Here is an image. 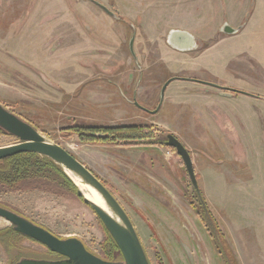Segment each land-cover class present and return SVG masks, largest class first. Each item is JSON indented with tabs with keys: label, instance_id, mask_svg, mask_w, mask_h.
<instances>
[{
	"label": "rangeland",
	"instance_id": "374dc122",
	"mask_svg": "<svg viewBox=\"0 0 264 264\" xmlns=\"http://www.w3.org/2000/svg\"><path fill=\"white\" fill-rule=\"evenodd\" d=\"M95 1L103 7L0 0V103L111 186L150 264H264V0ZM172 30L190 33L194 48L171 47ZM172 77L156 113L134 104L154 110ZM73 124L144 125L156 144L81 142L64 136ZM168 133L190 153L198 195L161 144ZM16 142L0 131V147ZM0 204L104 255L94 211L51 181L0 185ZM9 226L0 217V230ZM13 244H0V264L54 257L31 239Z\"/></svg>",
	"mask_w": 264,
	"mask_h": 264
},
{
	"label": "water",
	"instance_id": "95a60500",
	"mask_svg": "<svg viewBox=\"0 0 264 264\" xmlns=\"http://www.w3.org/2000/svg\"><path fill=\"white\" fill-rule=\"evenodd\" d=\"M90 1L94 2V0ZM224 29L226 32L233 31V29L227 25L224 26ZM167 42L174 49L181 51L191 50L195 46L194 37L183 30L170 31ZM130 50L132 51V41H130ZM174 79L179 78L172 77L162 85L160 90V101L154 110H148L138 105L136 101H134V104L146 112L156 113L164 98V91L167 85ZM192 81L219 89L233 90L228 87L197 79H192ZM239 92L247 96L256 97V95L244 91ZM0 130L18 139V142L14 144L0 147V160L23 152H34L51 159L55 164L59 165L66 174V170H69L80 177L83 182L94 188L119 220L116 221L108 213L88 200L83 195L82 191L77 188V194L82 196L83 201L88 203L90 208L94 211L121 254V260L109 261L90 252L80 239L76 237L60 238L28 218L11 209L0 206V217L7 221L16 232L35 240L50 252L63 257L57 260L29 259L22 257L15 264H150L128 214L110 190L104 186L82 162L77 160L68 150L59 144L48 141L36 128L14 112L8 110L1 103ZM165 138V145L173 148L179 157H181L190 182L196 191H198L190 153L174 135L168 133Z\"/></svg>",
	"mask_w": 264,
	"mask_h": 264
},
{
	"label": "trees",
	"instance_id": "16d2710c",
	"mask_svg": "<svg viewBox=\"0 0 264 264\" xmlns=\"http://www.w3.org/2000/svg\"><path fill=\"white\" fill-rule=\"evenodd\" d=\"M21 118L24 119L23 117ZM27 122L33 126V123L31 121ZM145 129L146 127L144 125H121L101 127L98 125L79 126L73 124L63 128L62 130L63 132H65L64 136L67 138L71 135L77 134L81 142H88L91 144H156V141L150 142L148 140L149 130L144 131ZM161 144L165 143L163 142ZM40 180L49 182L51 181L52 183H55L58 186H61L62 188L73 192L84 204L88 205V203H85L83 201V197L77 194V186L73 183L69 176L63 171V169L59 165L55 164L51 159L34 152H23L0 160V185L5 187L6 189H17L25 182L28 183ZM102 183L111 191V186H107V184L103 181ZM0 206L2 205L0 204ZM200 212L203 214V220L209 218L208 210L206 209L204 204L202 205ZM209 223L214 229L216 237L220 239V234L219 232H217L218 228L214 224L213 219L209 220ZM105 233V238L102 242V252L104 255L99 257L109 261L121 260V254L106 229ZM14 238L16 240H14ZM24 239L30 238L16 232L12 226L0 230V244L4 248H8L11 245L14 246L13 243H20ZM21 258L22 255L20 253H16L11 263L15 264Z\"/></svg>",
	"mask_w": 264,
	"mask_h": 264
},
{
	"label": "bare ground",
	"instance_id": "6f19581e",
	"mask_svg": "<svg viewBox=\"0 0 264 264\" xmlns=\"http://www.w3.org/2000/svg\"><path fill=\"white\" fill-rule=\"evenodd\" d=\"M66 172L68 176L72 179V181L75 183L77 188H79L82 191L83 195L88 200H90L92 203L100 207L103 211L108 213L116 221H119L117 217L114 215V213L111 211L110 207L107 205L105 200L101 197V195L94 188H92L90 185L83 182L82 179L78 177L77 175H75L73 172L69 170H66Z\"/></svg>",
	"mask_w": 264,
	"mask_h": 264
},
{
	"label": "flooded vegetation",
	"instance_id": "af4514ba",
	"mask_svg": "<svg viewBox=\"0 0 264 264\" xmlns=\"http://www.w3.org/2000/svg\"><path fill=\"white\" fill-rule=\"evenodd\" d=\"M91 2H93V1H91ZM93 3H95L96 5H99L100 7H103L101 4H99L97 1H95L94 0V2ZM225 26V25H224ZM231 28V27H230ZM233 29V28H232ZM223 32H225V33H227V34H233V33H235L236 32V30H234L233 29V31H230V32H226L225 31V29H224V27H223ZM227 90V89H226ZM239 92V91H238ZM244 92H246V91H244ZM240 93V92H239ZM248 93V92H247ZM257 97V96H256ZM195 176H196V173H195ZM197 179V178H196ZM197 195H198V191H197ZM52 254H54V257L53 258H49V260H57V259H61V258H63L62 256H59V255H57V254H55V253H53V252H51ZM45 259H48V258H45Z\"/></svg>",
	"mask_w": 264,
	"mask_h": 264
},
{
	"label": "crops",
	"instance_id": "0c3cea01",
	"mask_svg": "<svg viewBox=\"0 0 264 264\" xmlns=\"http://www.w3.org/2000/svg\"><path fill=\"white\" fill-rule=\"evenodd\" d=\"M252 15H253V13H252Z\"/></svg>",
	"mask_w": 264,
	"mask_h": 264
}]
</instances>
